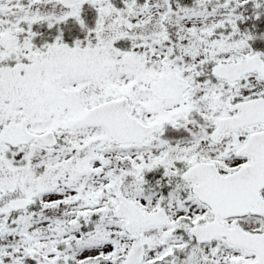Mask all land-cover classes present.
Masks as SVG:
<instances>
[{
    "label": "snow or ice",
    "instance_id": "obj_1",
    "mask_svg": "<svg viewBox=\"0 0 264 264\" xmlns=\"http://www.w3.org/2000/svg\"><path fill=\"white\" fill-rule=\"evenodd\" d=\"M0 264H264V0H0Z\"/></svg>",
    "mask_w": 264,
    "mask_h": 264
}]
</instances>
